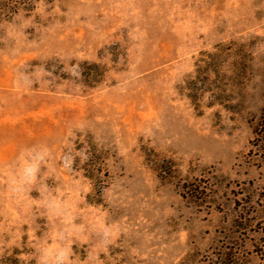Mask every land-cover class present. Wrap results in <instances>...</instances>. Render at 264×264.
Here are the masks:
<instances>
[{
  "label": "rangeland",
  "instance_id": "obj_1",
  "mask_svg": "<svg viewBox=\"0 0 264 264\" xmlns=\"http://www.w3.org/2000/svg\"><path fill=\"white\" fill-rule=\"evenodd\" d=\"M264 0H0V264H264Z\"/></svg>",
  "mask_w": 264,
  "mask_h": 264
},
{
  "label": "trees",
  "instance_id": "obj_2",
  "mask_svg": "<svg viewBox=\"0 0 264 264\" xmlns=\"http://www.w3.org/2000/svg\"><path fill=\"white\" fill-rule=\"evenodd\" d=\"M255 134L257 141L264 146V108L262 109L255 125Z\"/></svg>",
  "mask_w": 264,
  "mask_h": 264
}]
</instances>
